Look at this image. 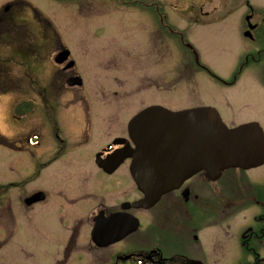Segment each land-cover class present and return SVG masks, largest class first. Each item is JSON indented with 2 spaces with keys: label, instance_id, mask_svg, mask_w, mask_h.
<instances>
[{
  "label": "flooded vegetation",
  "instance_id": "obj_1",
  "mask_svg": "<svg viewBox=\"0 0 264 264\" xmlns=\"http://www.w3.org/2000/svg\"><path fill=\"white\" fill-rule=\"evenodd\" d=\"M252 1L244 0L246 9L240 12H189L184 19L199 29L165 25L162 14L156 20L191 53L193 65L189 63L187 69L194 77L201 71V79L227 89L247 86V94L254 98V111L262 113L249 122L258 123L264 132V4L257 7ZM26 5L21 0H0V31L4 23L12 29L10 25ZM50 31L43 30L41 39L44 47L55 46L51 60L59 75L51 81L52 89L56 93L60 85L82 89L85 82L75 72L71 51L58 61L68 49ZM206 32L220 35L221 45L230 42L234 48L229 74L222 75L200 61L198 36ZM229 34L227 42L224 36ZM76 77L82 79L81 86L70 85ZM47 86L45 81L38 92L28 93V104L17 101L9 107L11 122L27 119L20 135L9 133L7 138L8 152L20 159L7 169L19 165L23 171L21 181L10 182L5 188L17 191L24 209L25 245L19 257H0V264H264V165L250 170L263 169L245 184L237 173L250 171L230 169L217 179L202 171L152 200L136 186L130 171L132 158L126 156L136 148L129 125L138 113L129 121L106 117L93 125L91 116L102 113L87 105L81 108L85 120L78 125L77 113L61 114L58 108L47 106L53 101H48L53 93ZM32 96L41 101L44 111L37 125L30 120L37 115L35 109L29 110L35 105ZM223 102L229 104L226 99ZM203 103L194 107H212L229 124L218 107ZM23 107L29 113L16 110ZM102 111L110 114L108 108ZM158 120L168 122L164 116ZM222 180L228 188L221 185ZM7 200V219L12 224L7 230L8 243L17 237V220L9 195Z\"/></svg>",
  "mask_w": 264,
  "mask_h": 264
},
{
  "label": "rangeland",
  "instance_id": "obj_2",
  "mask_svg": "<svg viewBox=\"0 0 264 264\" xmlns=\"http://www.w3.org/2000/svg\"><path fill=\"white\" fill-rule=\"evenodd\" d=\"M21 1L27 2V5L10 25L14 30L7 29L4 23L0 31V134L5 136L3 140L0 139V257L4 259L19 257L25 245L23 211L21 212L24 209L18 200L17 191H5V188H8L10 182L21 181L23 171L15 163L18 167L13 166L9 171L7 169L15 159L20 161L14 153L8 152L7 138H10L9 133L20 135L24 120L27 119L24 118L19 124L11 122L7 109L12 108L17 101L21 105L28 104L25 97L28 93L38 92L39 85L45 81L48 82V92L53 93V96L48 95V101H53L47 106L58 108L61 114L77 113L78 125L85 120L81 108L87 105L92 108L91 111L99 109L102 113L91 116L93 125L106 117L129 121L133 115L150 106L180 110L202 106L203 102L212 104L206 102L211 100L231 127L234 123L239 126L253 120L252 117L258 119L257 115L262 116V113L254 111V98L247 94L246 85L240 84L227 89L205 80L206 78L201 79V75L204 77L201 71L194 77L187 69L189 63L193 65L191 53L166 33L160 20H156L162 14L165 25L174 23L179 29H199L200 26H193L184 19L189 12H240L246 9L242 7L244 0ZM252 2L257 7L260 3L264 4V0ZM45 29L56 33L58 43L71 51L76 62L75 72L85 82L82 89L60 85L61 89H57L60 95L52 89L54 82L51 87V81L59 75V69L51 60L55 46H43L41 35ZM198 38L201 41L200 44L197 43L196 49L200 61L209 69L215 67L222 75L229 74L234 61L230 34L224 36L229 43L223 45L217 39L220 35L206 32ZM31 98L35 105H31L29 110L35 109L34 113L37 115L33 113L30 120L37 125L41 123L39 118L44 113L43 106L40 100L34 96ZM225 99L229 104L223 102ZM104 108H108L110 114H103ZM228 108L238 114L232 116ZM16 110L21 114L25 111L29 113L26 107ZM14 124L16 128L12 127ZM262 171L263 169H259L244 172L245 174L238 172L237 176L245 184L244 181L251 180L252 176ZM221 183L224 188L229 187L223 180ZM8 195L13 200L12 207L16 209L17 237L7 243V230L12 226L6 213L7 203L10 201L7 200ZM19 195L22 197L23 193Z\"/></svg>",
  "mask_w": 264,
  "mask_h": 264
},
{
  "label": "water",
  "instance_id": "obj_3",
  "mask_svg": "<svg viewBox=\"0 0 264 264\" xmlns=\"http://www.w3.org/2000/svg\"><path fill=\"white\" fill-rule=\"evenodd\" d=\"M67 56L65 52L57 60ZM70 85H82V81L75 78ZM162 116L168 122H160ZM129 130L137 147L126 155L133 159L132 177L152 200L202 170L215 179L229 168L250 170L264 164L260 125L228 128L212 108L170 112L150 107L132 119Z\"/></svg>",
  "mask_w": 264,
  "mask_h": 264
}]
</instances>
